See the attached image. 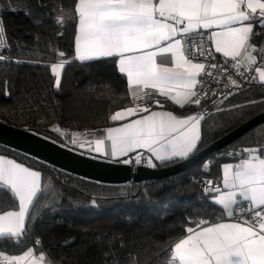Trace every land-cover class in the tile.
Here are the masks:
<instances>
[{
	"label": "trees",
	"instance_id": "16d2710c",
	"mask_svg": "<svg viewBox=\"0 0 264 264\" xmlns=\"http://www.w3.org/2000/svg\"><path fill=\"white\" fill-rule=\"evenodd\" d=\"M74 6L75 0H0V19L10 46L0 49L9 57L0 61V119L79 151L72 136L92 137L119 122L110 117L120 109L136 103L149 109L175 108L158 93L151 101L134 103L114 59L80 62L75 58V22L63 26L56 22L58 17L73 16ZM59 52L65 53L64 57ZM61 60L71 62L62 70L57 88L51 65ZM261 99L264 84L230 97L223 109L208 115L202 121L200 151L264 112V103L248 104ZM261 145L264 122L180 173L137 183L105 184L0 144V153L37 169L41 187L47 185L31 209L35 219L22 246L0 238V251L20 254L39 238L41 244L36 246L35 254L44 252L55 264H116L117 260L129 264L133 256L139 264H155L156 257H164L187 227H195L188 223L189 218L211 222L222 217L210 198L198 194L194 180L218 178L221 163L231 160L228 150ZM206 161L210 162L207 171ZM155 164L166 167L174 163ZM16 206L17 202H12L3 210ZM71 238L74 241L63 245Z\"/></svg>",
	"mask_w": 264,
	"mask_h": 264
},
{
	"label": "snow or ice",
	"instance_id": "6c2138e0",
	"mask_svg": "<svg viewBox=\"0 0 264 264\" xmlns=\"http://www.w3.org/2000/svg\"><path fill=\"white\" fill-rule=\"evenodd\" d=\"M56 22L61 26L75 22L77 60H115L118 73L127 78L134 103L151 101L158 93L183 108L200 105L207 98V93L197 85L204 83L198 78L208 66L194 62L197 57L215 59L210 50H204L205 38L216 53L223 54L225 64L230 57L235 63L229 67L248 80L246 72L256 62V56L248 51L256 50L250 40L264 34L255 31L257 27L264 29V0H75L74 15L58 17ZM194 35L201 40L190 44ZM9 47L4 22L0 19V49ZM64 55L59 52L60 57ZM165 56H170V65L161 59ZM241 56L247 61L245 71H241ZM8 59L0 53V61ZM70 62L61 60L51 65L57 88L61 72ZM210 67L220 69L221 66L212 63ZM222 70L228 72L227 67ZM255 71L258 82L264 84V68ZM206 74L213 75L211 71ZM228 81L239 86L231 75ZM256 81V77L248 80L249 83ZM231 95L229 91L225 99ZM256 103H264V99L248 102ZM136 113L146 114L122 127L106 130L112 156L146 149L157 161L177 163L191 159L200 151L204 113L179 117L172 112L151 111L136 103L135 107L117 111L110 119L118 121ZM95 144V151L100 152L104 140L98 139ZM240 151L247 153V157L236 164L222 166L224 190L212 180L203 182L205 197L222 208L227 220L210 223L206 219L189 218L188 223L195 224V228L185 229L187 235L171 246L165 264H264V145ZM122 162L128 164L130 160ZM136 163L141 160L137 159ZM149 166L157 165L149 160ZM209 167L210 162L206 161L204 170ZM44 188L38 171L0 156V238L22 246L31 231V220L35 219L31 209L40 200ZM12 202H18V210L14 207L3 210ZM40 244L37 238L33 247L19 255L0 251V264H45L46 260L47 264H55L46 253L35 254ZM129 264H139L138 258L131 257Z\"/></svg>",
	"mask_w": 264,
	"mask_h": 264
},
{
	"label": "water",
	"instance_id": "95a60500",
	"mask_svg": "<svg viewBox=\"0 0 264 264\" xmlns=\"http://www.w3.org/2000/svg\"><path fill=\"white\" fill-rule=\"evenodd\" d=\"M264 122V112L242 123L208 147L198 152L191 159L177 162L166 167L139 166L134 171L129 164L99 159L82 154L74 149L60 145L41 135L0 119V144L41 160L58 169L105 184H123L160 179L180 173L196 165L213 153L221 151L234 140ZM74 241H66L67 245Z\"/></svg>",
	"mask_w": 264,
	"mask_h": 264
},
{
	"label": "built area",
	"instance_id": "2783aa9c",
	"mask_svg": "<svg viewBox=\"0 0 264 264\" xmlns=\"http://www.w3.org/2000/svg\"><path fill=\"white\" fill-rule=\"evenodd\" d=\"M201 32H205L207 33L208 30H200ZM258 31L260 33H264V29L258 28ZM201 37L194 35L192 40L189 41L190 44H192L193 42H200ZM204 50L205 51H211L214 56L215 59L214 60H209L206 59L205 57H197L194 59V62L197 63H204L206 66V71L204 74L201 75V77H199L198 79H201L204 81V83L202 84H198L197 88L198 89H203L204 92L207 93V98L202 100V103L200 105H190L191 106V110L189 112L190 115H194V114H201L204 113L205 117H207L208 115L217 112L221 109L224 108L226 101L236 95L239 94L240 92H243L245 90H247L248 88H251L253 86H258L260 85V83L258 82V74L256 73L255 69L256 68H264V52L261 51V49H264V34L259 35V39L257 42V47H256V62L251 65L247 72L246 75L248 76V80H251L252 77H256L257 81L256 82H252L249 83L248 80H245V78L243 76H240L237 74L235 69H232L231 67H229L230 64L235 63V61L231 60V58H227L228 60V64H225V60L226 58L221 55L218 54L214 51L213 46L207 42L206 38L204 40ZM212 63H216L218 65H220V69H212L210 67V65ZM247 64V62H242V66H241V71H245V65ZM227 67L228 68V72L224 73L223 72V68ZM211 71L213 73L212 76H207V72ZM231 75V77L235 80H237L238 82V87L237 86H233L229 83L228 81V76ZM227 85V87H226ZM231 91L233 93V95L228 96L227 99H225V95ZM213 100L216 101L215 105H213ZM248 147H243V148H238V149H230L228 150L227 153L230 152H234L236 153V155L234 156H230L231 160H238V159H242V158H246L247 157V153H241V149H247ZM130 163H128L131 167V170L134 171L137 167L139 166H143V167H150L149 166V157H148V153L147 150H142V151H138V152H133L129 158ZM140 159L141 163L137 164L136 160ZM205 180H212L215 182V186H220L219 183V179L218 178H213V177H200L195 179L194 181L197 184V191L198 194L200 195H205L204 194V188H205V184L203 183ZM211 187V186H209ZM170 256V252L168 251V253L164 256L161 257L160 255H158L156 257V263L155 264H165V262L169 259Z\"/></svg>",
	"mask_w": 264,
	"mask_h": 264
},
{
	"label": "crops",
	"instance_id": "0c3cea01",
	"mask_svg": "<svg viewBox=\"0 0 264 264\" xmlns=\"http://www.w3.org/2000/svg\"><path fill=\"white\" fill-rule=\"evenodd\" d=\"M256 32H259L258 31V27L255 29ZM75 36V34H74ZM258 39H259V36H253L250 40V43L252 45H255V48L257 47V42H258ZM213 49L215 51V48L213 46ZM252 55H256V50L253 51L252 49H249L248 50ZM218 54H221L223 55L222 53H218ZM246 55V54H245ZM74 56H75V41H74ZM162 60H165L167 63H169L170 65V56H165V57H162L161 58ZM241 61L242 62H247L245 59H244V56H241L240 57ZM79 61V60H78ZM90 61V60H89ZM81 62V61H80ZM84 62V61H83ZM54 63H59V62H54ZM53 63V64H54ZM126 78V77H125ZM56 79V77H55ZM126 81H127V78H126ZM128 84V83H127ZM129 87V85H128ZM149 91V90H148ZM129 93H130V89H129ZM131 95V93H130ZM170 103L173 105V108L171 107H166V106H156L154 108H151L150 110L151 111H163V112H172L174 115H177L179 117H186L189 114L190 110H191V106L190 105H186L185 107L181 108L179 107L178 105H176L173 101L169 100ZM131 107H135V106H131ZM142 107V106H141ZM128 108V107H127ZM123 109H126V108H123ZM123 109H120L118 111H121ZM117 112V111H116ZM146 113H136V114H133L132 116H125L122 120H119V122L113 124V125H110L108 127H106L105 129H103L101 132H98L97 134H95L94 136L92 137H84V138H74L75 136H72V141L75 140L76 141V144H77V147H78V152L82 153V154H85V155H88V156H92V157H96V158H99V159H103V160H107V161H114V162H122L124 159H128L129 156L133 153V152H138V151H142V150H146V149H135L133 150L132 152L128 153L127 155L125 156H112L111 155V148H110V145H111V142L109 140L106 139L108 133H107V129L109 128H117V127H122L124 124L126 123H130L132 120H135V119H139L141 118V116L145 115ZM98 139H103L104 140V144L101 146L102 147V150L100 152H97L95 151V148H96V144H95V141L98 140ZM250 148V147H248ZM148 153V157L149 159L152 161L153 164L157 163V162H161V161H157L155 160V157H153L151 155V153ZM0 156H4L8 159H12L14 160L15 162L17 163H20L22 165H24L25 167H28L34 171H38L37 169H34L32 167H29L27 165H25L24 163L18 161L17 159H15L14 157H11L9 155H6V154H3V153H0ZM241 159H238V160H228V161H225L223 163H221L220 165V173H219V183H220V186H221V189H223V168L222 166L224 164H236L240 161ZM39 172V171H38ZM40 173V172H39ZM212 201V200H211ZM213 202V201H212ZM222 212V208L220 206H218ZM7 210H13V208L11 209H6L5 211ZM15 210H18V202H17V206L15 207ZM227 220V217H226V214H224L222 212V217H220L219 219L217 220H214V221H211L210 223H215V222H223V221H226ZM195 228V227H194ZM187 233H185L183 236H181L179 239L183 238L184 236H186ZM179 239L176 241L178 242ZM174 242V244L176 243ZM173 244V245H174ZM171 249V248H170ZM170 252V250H169ZM21 254V253H20ZM15 255H19V254H15ZM45 264H47V261H45Z\"/></svg>",
	"mask_w": 264,
	"mask_h": 264
}]
</instances>
